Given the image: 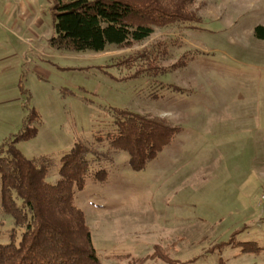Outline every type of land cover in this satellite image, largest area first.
<instances>
[{
	"label": "rangeland",
	"instance_id": "obj_1",
	"mask_svg": "<svg viewBox=\"0 0 264 264\" xmlns=\"http://www.w3.org/2000/svg\"><path fill=\"white\" fill-rule=\"evenodd\" d=\"M14 1L0 0L9 3L0 13L8 26L0 29V147L34 109L38 133L16 147L54 161L49 182L76 143L90 148L77 206L101 264H132L123 256L144 258L156 246L182 264H264V39L255 34L264 0H194L199 23L82 53L50 46V0ZM8 13L25 20L26 65L1 43L11 32ZM114 109L163 120L178 135L136 171L108 138L117 130ZM14 227L2 211L0 176V243ZM249 242L261 249L244 252Z\"/></svg>",
	"mask_w": 264,
	"mask_h": 264
},
{
	"label": "trees",
	"instance_id": "obj_2",
	"mask_svg": "<svg viewBox=\"0 0 264 264\" xmlns=\"http://www.w3.org/2000/svg\"><path fill=\"white\" fill-rule=\"evenodd\" d=\"M54 35L50 46L59 51L102 52L108 46L125 47L149 38L155 27L199 23L201 17L189 9L194 0H50ZM264 39V27L255 32ZM117 130L108 136L114 150L129 155L131 167L140 171L170 145L178 129L163 120L124 109L113 110ZM39 120L33 109L21 133L0 147L1 207L14 219L10 241L0 243V264H101L86 215L77 206V192L90 175V148L76 143L61 159L59 179L48 181L54 161L48 157L28 159L16 147L34 138ZM100 171L96 178L104 180ZM243 251H259L255 243H244ZM215 251L212 250V252ZM132 264L162 261L182 264L156 246L153 254L132 258ZM219 264H226L223 260Z\"/></svg>",
	"mask_w": 264,
	"mask_h": 264
},
{
	"label": "crops",
	"instance_id": "obj_3",
	"mask_svg": "<svg viewBox=\"0 0 264 264\" xmlns=\"http://www.w3.org/2000/svg\"><path fill=\"white\" fill-rule=\"evenodd\" d=\"M8 2H5V4H0V13H4L5 15H7V7H8ZM11 6H16L18 7L19 5H21V1L20 0H16L13 3H10ZM14 15V17H11V14L8 13L9 17H7L8 20H11L10 23H12L11 26V32L9 33H4V35L7 37V39H5V37H2V42L3 44H8V48L11 51H14V53L18 55L17 60L19 61L18 64L21 65H26V55L27 52L23 51L24 53H22V49L21 46L26 47V23L25 20H23L20 16H16V14L12 13ZM2 18L0 19V29H8V26L5 25L4 22H2ZM22 24L23 28V34L22 32H20L21 30V26L18 24ZM17 28V29H16ZM14 37H16V39L14 40Z\"/></svg>",
	"mask_w": 264,
	"mask_h": 264
},
{
	"label": "built area",
	"instance_id": "obj_4",
	"mask_svg": "<svg viewBox=\"0 0 264 264\" xmlns=\"http://www.w3.org/2000/svg\"><path fill=\"white\" fill-rule=\"evenodd\" d=\"M5 1V0H4ZM6 1H10V0H6Z\"/></svg>",
	"mask_w": 264,
	"mask_h": 264
}]
</instances>
